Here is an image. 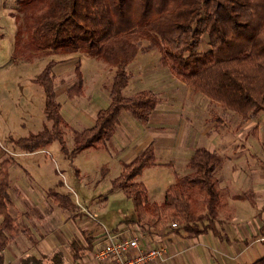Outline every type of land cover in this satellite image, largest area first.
<instances>
[{
    "label": "trees",
    "instance_id": "trees-1",
    "mask_svg": "<svg viewBox=\"0 0 264 264\" xmlns=\"http://www.w3.org/2000/svg\"><path fill=\"white\" fill-rule=\"evenodd\" d=\"M17 2L26 22L15 37L17 56L31 52V47L53 54L80 52L103 58L115 68L109 106L97 112L94 126L74 131V146L70 148L65 139L62 105L57 100L54 67L59 61H48L34 81L44 89V112L51 126L15 140L24 151L34 152L54 141H59L71 157L87 148L102 149L117 131L123 111L147 124L160 101L158 93L145 89L131 96L123 94L133 77L129 66L141 50H157L162 66L170 67L187 86L225 110L237 112L243 120L264 113V0ZM204 34H208L211 48L201 53ZM144 40L149 42L147 47H143ZM75 72L77 80L67 89L69 97L83 94L80 62ZM10 162L5 159L0 163V264L8 244L26 230L10 208ZM222 162L223 156L217 150L196 147L187 163L189 172L175 171V182L167 188L164 199L152 201L146 185L137 180L145 168L163 164L151 143L112 180V188H121L135 205L137 219L126 222L137 223L147 232L170 229L200 235L212 231L224 236L219 228L221 187L216 175ZM107 171L104 166L102 175ZM49 194L59 205L75 206L68 195L54 189ZM173 222L178 227H173ZM88 240L86 245L77 239L71 242L75 262L93 250L94 238ZM47 259L51 264H65L60 250L45 256ZM42 260L38 259V264H43ZM250 264H264V256Z\"/></svg>",
    "mask_w": 264,
    "mask_h": 264
},
{
    "label": "rangeland",
    "instance_id": "rangeland-1",
    "mask_svg": "<svg viewBox=\"0 0 264 264\" xmlns=\"http://www.w3.org/2000/svg\"><path fill=\"white\" fill-rule=\"evenodd\" d=\"M25 24V12L19 9L17 0H0V33H2L0 36V163L4 159L12 160L10 167L11 181L14 178L20 177L26 182H30L33 185L36 184L38 188L48 185L41 183V179L45 180L49 177L51 183L59 181V188L62 191H65L74 200H78L82 206H86L89 209V212H85L87 215L86 221L101 226L103 230L105 227L111 230V227L115 228L119 224L127 226V220L137 219L135 205L130 198L125 196L121 188H112L111 184L112 179L119 175L123 169V164H119L118 161L124 151L123 137L119 126V132L114 135L110 143L111 146L116 143L118 146L113 155L106 148H89L78 154V158L75 159L62 150L59 141H54L33 154L32 152L26 153L15 145L14 141L20 137H26L32 133L39 132L46 126H51V122L47 120L44 112V89L34 81L48 61L56 59L59 61V65L68 63V65L62 64L58 67L55 76L57 100L62 105L61 114L68 146H74L73 133L75 130L83 127L79 121L78 113L89 109L95 110L103 106V102L105 101H102L99 86H101L104 94L107 91L109 92L115 73V68L103 58H96L87 53L53 54L31 47V52L29 50L25 51V53L20 52L19 56H17L15 54L16 41L14 38L19 31V27L24 28ZM208 40V34H204L199 47L201 53L211 48ZM148 45L149 42L144 40L143 47H147ZM158 53L157 50H141L139 52L135 59V64L143 57L149 58L152 63L146 69L135 66L129 67L133 77L127 88L123 90V94L131 96L140 90L151 89L158 93L161 98L160 106L164 107L168 114H188L192 112V107L198 105L196 99L199 97L205 98V96L193 88L184 85L175 76L170 67L162 66L159 61H156ZM77 62H80L85 80L87 81V86H85L86 94L85 96H75L72 98L66 93L68 87L64 90H61V87L64 88L66 84L70 86L77 80L74 70ZM89 93L92 94L90 98L88 96ZM192 93H194L195 98H192ZM108 98H110L109 95ZM206 101L208 103L202 101L205 117L202 118V121L196 119L192 127L195 128L196 126L204 130L209 126V118L210 120L214 118L217 120L222 119L225 121V125L217 128L216 131L223 134L222 141L224 143L226 137L237 131L236 126L239 124L240 118L237 119L223 108H218L212 101ZM212 111H216L217 115H215V112L212 113ZM125 113L124 115H129L136 126L128 123L126 116L122 118L123 126L125 124L127 129L135 133V136H150L153 138L154 134L151 135L145 132L144 123L134 118L130 112L125 111ZM212 132L213 129L211 130ZM198 142L200 145L210 146V139L205 135L201 136ZM260 145L264 150V145L262 143ZM221 148V155L224 159L226 155L231 156L234 159L232 162L233 166L237 163L240 168H245V158H250L249 151L252 150L248 144L245 149H233V147L225 146L224 144ZM158 156L160 159L169 160V152H162L160 148ZM263 157L264 153H259V157L256 156L252 161L264 165ZM108 162L110 163V172L105 178L100 179L101 167ZM24 168L28 169L30 173H27ZM78 168L82 171L80 176H72V173ZM174 168V170L181 172V174L185 172L184 168L178 164ZM155 169L160 170L164 174V178L160 181L158 187L154 178L156 173L153 174L150 172V169L146 170L137 180L145 182L148 186V198L150 200L157 199L162 201L164 199V195H161L163 188L175 182L173 168L162 166ZM226 191V189L221 188V214L224 207H229L228 192ZM9 193L11 198H15L23 203L22 208L27 206L25 195L14 194L12 182ZM33 197L43 199L44 203H46L48 198L46 194H37L33 195ZM102 200H104L105 206L109 208V214H112L114 217L110 219V222L105 221L102 214L97 212V203ZM12 205H16V208L11 206V210L17 213L15 201L12 202ZM37 214L35 212H32V215L21 213L20 216L24 220L22 224L23 222L24 224H30L37 221ZM123 225L121 226L123 227ZM23 229H25V226H23ZM39 230L44 229L42 227ZM112 230L114 229L112 228ZM21 234L29 239L25 230Z\"/></svg>",
    "mask_w": 264,
    "mask_h": 264
},
{
    "label": "crops",
    "instance_id": "crops-1",
    "mask_svg": "<svg viewBox=\"0 0 264 264\" xmlns=\"http://www.w3.org/2000/svg\"><path fill=\"white\" fill-rule=\"evenodd\" d=\"M1 35L2 33H0V36ZM159 57L160 55L158 54L156 61H159ZM134 62L135 60L130 64V68L135 66L146 69V67L152 63L147 57H143L136 64ZM62 64L68 65V63ZM62 64L55 65V75L57 68ZM82 74L84 78V89L83 94L78 96H85L86 94L85 86H87V81L85 80L83 71ZM183 84L186 85L184 82ZM127 86L124 89H126ZM66 87L69 88L66 84L64 88L61 87V90H64ZM99 88L101 90L100 95L102 96V101H105L103 102V106L96 108L95 110L89 109L84 112H79V121L83 127L77 130L94 126L97 112L101 108L109 106L111 102V97L108 98V95L110 96V91H107L104 94L101 86H99ZM193 94L194 93H192L191 96L192 98H195ZM91 95V93L88 94L89 98ZM201 99H206L210 102L212 101L206 96L205 98L199 97L196 99L198 105L192 107V112H189L188 114L176 113L171 115L170 113L168 114L164 107L160 106V98L155 110L151 114L149 122L144 124L146 128L144 129L145 132H148L151 135L154 134L153 138L150 136H135V133L132 130L127 129L124 123V126L122 125V118L123 116H126V121L133 126H136L134 121L129 115H124L126 114L125 111L120 115L118 126L122 132L124 151L118 161L119 164H123V168L151 143L154 145L157 157H159V148L162 152H169V160L158 158L163 164L147 167L143 171L144 173L146 170L150 169V172L153 174L156 173L154 178L157 187L160 185V181L164 178V174L155 168L162 166H168L171 169L173 168L174 179H176L175 171L177 170H174L176 164L184 168V174L189 172L187 166L188 160L196 147L203 146L198 144L199 138L203 135L210 139V146L207 148L210 150H217L220 153L223 144L225 146L233 147V149H245L248 144L252 149L249 151L250 158H245V168H240L237 163L233 166L232 162L234 159L231 156L226 155L216 172L219 179V186L226 189V192H228L229 207H224L222 214L220 213L219 228L222 230L224 236H219L212 231L200 235H191L188 231L178 232L171 231L170 229L150 230L147 232L141 225L135 223H126L127 226L119 224L115 228L111 227L110 231L115 232L120 236H141V240L145 245H165L169 250L168 257L161 261H154L152 264H250L264 256V240L261 239L264 237V165L252 161L256 156L259 157V153H264V150L260 145L261 143L264 145V113L260 112L256 116L243 120L237 112L225 110L217 102L212 101L218 106V108H223L229 114H233L237 119L240 118L238 121L239 124L236 126L237 131L226 137L225 142L223 143V134L216 131L217 128L225 125V121L222 119L217 120L214 118L213 120H210L209 118V126L204 130L197 128L196 126L195 128L192 127V124H195L196 119L202 121V118L205 117L202 101H205V103L208 102ZM213 112L217 115L216 111H212V113ZM118 128L115 134L119 132ZM212 129L213 132L211 133ZM115 134L107 139L105 147L102 148H106L112 155L118 147L117 143L112 146L110 145ZM69 147L72 148L73 146ZM88 149L89 148L82 152ZM40 150L41 149L36 151ZM25 152L27 153V151ZM34 152H32V154ZM78 154L73 158L77 159ZM10 161L9 172L12 165V160ZM167 162L170 164H166ZM109 164V162L105 163L101 167L100 179L105 178L110 172ZM104 166L108 167V171L105 175H102ZM24 169L27 173H30L28 169ZM81 173V169L78 168L72 173V176H80ZM143 173L141 175H143ZM11 182L14 187V194L25 195L27 205L22 208V202L15 198H11L10 207L16 206L12 205L13 201L17 204V213H14L11 210L12 213L19 217L21 213L32 215V212H35L38 213V220L31 222L30 224H24L23 222L29 239L23 234H20L13 239L4 250V261L2 264H30L31 260L37 261L38 259H43V264H51V260H45V256L51 257L52 254L58 250L63 253L65 264H103L93 258L92 251L96 248L98 243L106 241L105 232L109 229L105 227L103 230L101 226L86 221L87 215L84 211H81L82 204L78 202V200H74L69 194L65 193V191H62L59 188V181L51 183L49 177L45 180L41 179V183L48 184L49 186L45 185L42 188H38L36 184L33 185L30 182H26L20 177L14 178L11 181L10 175V185ZM143 183L145 184V182ZM172 183H170L169 186ZM169 186L163 188L161 195H165ZM146 187L148 190L147 185ZM53 189L62 194L68 195L75 206L67 208L56 203L55 199L49 194ZM158 189L160 190V188ZM37 194H46L48 197L46 203H44L43 199H36L33 197V195ZM152 201L159 200L154 199ZM97 204V212L102 214L105 221L110 222V219L114 217L112 214H109V208L105 206L104 200ZM19 218L21 222L24 221L23 217L21 218L20 216ZM121 225H123V227ZM120 226L121 228H119ZM42 227L44 230L40 231L39 229H42ZM58 228L61 230L59 231ZM112 228L114 230H112ZM89 237L94 238L93 250L83 254L81 258L75 262L72 257L73 249L71 242L74 239H77L82 244L86 245L89 242ZM26 257L30 258L28 262L23 260V258Z\"/></svg>",
    "mask_w": 264,
    "mask_h": 264
},
{
    "label": "built area",
    "instance_id": "built-area-1",
    "mask_svg": "<svg viewBox=\"0 0 264 264\" xmlns=\"http://www.w3.org/2000/svg\"><path fill=\"white\" fill-rule=\"evenodd\" d=\"M81 211L89 212V209L81 206ZM172 226L178 227V224L173 222ZM105 236L106 241L98 243L92 251L93 258L103 264H152L169 255L165 245H145L139 235L120 236L107 230ZM261 239L264 240V237Z\"/></svg>",
    "mask_w": 264,
    "mask_h": 264
},
{
    "label": "water",
    "instance_id": "water-1",
    "mask_svg": "<svg viewBox=\"0 0 264 264\" xmlns=\"http://www.w3.org/2000/svg\"><path fill=\"white\" fill-rule=\"evenodd\" d=\"M30 264H37V261H35V260H31V261H30Z\"/></svg>",
    "mask_w": 264,
    "mask_h": 264
}]
</instances>
